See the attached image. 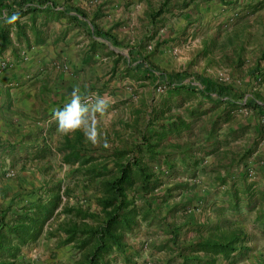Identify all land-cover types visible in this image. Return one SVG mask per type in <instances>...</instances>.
<instances>
[{"label": "crops", "instance_id": "crops-1", "mask_svg": "<svg viewBox=\"0 0 264 264\" xmlns=\"http://www.w3.org/2000/svg\"><path fill=\"white\" fill-rule=\"evenodd\" d=\"M49 3L47 7L23 15L18 20L20 28L14 25V20H0V38L3 36L1 26L5 25L10 40L3 48L0 45V177L10 169L30 174L29 170L33 169L59 168L65 173L52 181L63 184L65 180L76 179L71 171L78 167V164L62 163L63 154L70 152L66 149L68 144L81 140L80 151L87 156L128 148L119 145L116 139L128 138L135 144L141 136L152 137V111H160L162 98H166L163 94L159 100H152V87H156L152 72H149L152 63L168 74L184 71L198 74L190 71V63L172 72L173 60L163 58L166 57L165 51L170 53L175 44L182 50L193 47V42L199 44V33L195 32L201 29L203 20H235L238 9L243 10L252 2L243 7L235 0H49ZM160 8L164 12L153 17ZM165 61L170 66L169 71L162 68ZM256 85L264 87V82ZM77 86L82 96L99 95L109 102L108 114L99 124L101 142L105 136L107 138L106 148L86 142L83 132L70 136L57 132L52 114L69 102L70 94ZM261 94L264 97V91ZM189 107H196L195 98H186L183 107H172L170 113L188 119L185 109ZM222 110L202 113L192 133L184 135L187 136L184 138L191 139L184 141L186 146L193 152L197 149L193 153L196 157L201 149L206 148L207 132L215 120L218 122L217 132L206 144V149L217 147L216 141L220 142V147L205 159L222 157L228 153V146L248 135L249 124H232L235 112L229 122L222 123ZM238 155L235 158L234 153L229 159L226 172L215 165L205 166L210 176L196 177V184L200 188L209 185V188H202V196L199 192L195 194L197 201L210 199L216 207L217 200L224 201L220 200L223 192L217 190V196L210 193L218 185V176L226 178L227 186H233V183L241 186L245 180L256 192L264 194V160L256 163V159H264V145L256 150L248 146ZM186 157L190 161L193 155L188 153ZM205 159L195 168H204ZM161 169L165 168L161 166ZM250 170H255V176L260 177L252 179ZM33 180L35 185L50 181L43 171ZM38 189L35 188L30 195L32 201L39 195ZM191 195L188 199L195 198ZM262 204L264 206V201L257 202L258 206ZM159 228L152 236V222L141 225L128 237L126 251L114 264H126V260H129L128 264H168L166 260H159L164 252L162 248L152 247L166 246L171 237L165 228ZM145 242L150 244L147 251H144ZM25 263L31 264L22 256L18 264Z\"/></svg>", "mask_w": 264, "mask_h": 264}, {"label": "trees", "instance_id": "trees-1", "mask_svg": "<svg viewBox=\"0 0 264 264\" xmlns=\"http://www.w3.org/2000/svg\"><path fill=\"white\" fill-rule=\"evenodd\" d=\"M48 3L49 0H0V20H13L15 15L17 19L14 20V25L20 28L18 20L23 15L43 6L47 7ZM263 8L264 0H259L245 6L243 11L254 14ZM163 12L164 9L160 8L153 17ZM1 29L3 36L0 38V45L3 48L10 40L6 26H1ZM260 57L264 58V52ZM238 60L240 62L237 57V62ZM144 65L147 66V62ZM150 71L152 82L156 86H163L166 97L164 100L162 98L160 111H152V137L141 136L137 143L131 144L127 149L87 156L80 151L81 140L68 144L66 149L70 152L63 154L62 163L71 166L78 164L71 171V175L76 178L72 187L50 180L42 184L38 189L39 195L29 204L17 208L0 205V264H18L22 250L37 243L43 236L55 240L58 248H70L75 257L71 264L116 263L117 257L126 251L128 237L141 225H149L151 222L154 224L156 203L167 202L174 189H187V183H179L163 193L159 192L163 185L159 175L175 168L171 156H177L176 161L183 164L184 171L194 168V173L198 163L213 155L220 147V142L216 141L217 147L206 149V144L217 132L216 120L207 132L206 148L199 149L201 152L198 157L193 154L197 149L193 152L188 146H173L179 153H167V148L172 146V138L181 140L184 135H190L202 113H212L220 108H223L222 123L229 122L232 113H238L242 109L249 110L256 117H264V98L257 91L246 95L231 84L219 83L203 75L186 71L168 74L153 63ZM248 74L255 83L264 82V73L258 63ZM186 98L196 100V107L185 109L188 119L182 118L181 114L170 113L172 107H183ZM188 153L193 155L189 161L191 163L187 161ZM161 166L165 169H161ZM193 173L192 176L195 175ZM216 179L217 188H223L224 201L222 200L221 207L216 208L221 216L224 212H240L242 209L254 211L258 206L257 202L264 201V194L256 192L245 180L241 186L233 183L230 187L226 184V178L218 176ZM78 190L81 194L84 193L85 198L93 196V210L86 208L81 201L70 203ZM257 209L255 221L261 226V233L264 235L263 204ZM61 217L63 220L52 229L51 222L54 223ZM227 219L217 220L207 226H194L192 231L196 240L188 244H178L179 228L165 227L171 237L166 246L161 247V251L170 254L169 264L241 262L251 251L249 237L239 227L230 229ZM144 245L150 244L145 242ZM128 261L126 260V264Z\"/></svg>", "mask_w": 264, "mask_h": 264}, {"label": "rangeland", "instance_id": "rangeland-1", "mask_svg": "<svg viewBox=\"0 0 264 264\" xmlns=\"http://www.w3.org/2000/svg\"><path fill=\"white\" fill-rule=\"evenodd\" d=\"M235 1L240 3L243 7L244 4L259 0ZM195 33H199V44L193 42V47L189 46V48H184L183 50L181 49V46L175 44L171 47L170 53L168 50H166L165 53L163 52L166 56L163 57L164 59L166 58L168 61L173 60L172 64H174V67L171 65V69L174 70H171L172 72H177L183 66H187L190 63V66L188 67H191L190 71L193 73L202 74L218 81L219 83L231 84L234 87L241 89L242 93L246 95H250L251 91H257L263 97L261 92L264 91V87L256 85L257 83L250 79L248 73L257 63L259 64L260 70L264 73V58L262 59L260 57L261 53L264 52V8L254 14L245 13V11L240 8L238 9V17L235 20H203L201 29ZM196 36L197 35L194 37ZM237 57L240 58V62L239 60L237 62ZM166 62L167 61L163 63L165 67L162 68L169 71L170 66H168ZM163 94L164 89L162 86L152 87V100H159ZM232 122L234 126L243 125L245 123L249 124L248 130L250 129V131L248 135L239 140L236 144L234 143L233 145L228 146V153L223 154L222 157L219 156V158H216L215 160L207 158L210 161L205 159L203 165L204 168H198L194 173V168H189L184 171L183 164H178L176 161L178 160L177 156L176 158L175 155L171 156V161L175 164V168L169 173L166 172L159 175V178L163 183L159 192L163 193L167 188L177 186L179 183H187L188 185L186 190L174 189L167 202L163 204L156 203L154 208L156 217L154 219V224L152 225V236L157 232L155 229L158 227H160L159 230L162 227H170L171 229L179 228L178 244H188L196 240V235L194 231H192L194 226H207V224L215 223L217 220L228 218L227 220L230 223V229L234 228V226L239 227L249 237L248 245L250 246L251 251L247 257L242 259L238 264H264V235L261 233V226L255 221L258 210L255 209L250 212L242 209L240 212H224L221 216L216 210L217 207L212 205L210 199L207 201L196 200L195 194L199 192V196H202V192H200L202 188H209V185L200 188L196 184V177L208 175L205 166L214 167L213 165H215L216 167L218 166L220 171L224 169L226 172L229 170V159L234 157V153L236 154L235 158H238L240 150L248 146L255 147L256 150L257 148H262L264 145L263 118L256 117L247 109H242L236 114ZM184 137L181 140L172 138V146L167 148L166 152L170 154L179 153L175 150L176 147L173 146H186L184 141L191 139ZM116 141L119 145L124 144V146L128 148L132 144L129 142L128 138L125 140L116 139ZM259 159H256V163H260L264 160L262 157ZM238 162L239 161H237V163ZM224 166H226V168H224ZM230 169L233 168L230 167ZM41 170L51 181L60 179L61 173L64 172L59 168L50 170L40 169L39 171L33 169L29 170L30 174L21 170L16 172V169L7 170L5 175L0 177V205L3 207L11 205L13 208H17L32 202L30 195L33 194V190L35 188L38 189L39 185L40 187L42 186V183H39V185L33 183V179L39 172H42ZM67 171L69 172V170ZM209 172L211 171L209 170ZM250 172L252 173V179L253 177L256 178L258 176H255V170H250ZM24 173H26V175H22ZM192 173L195 175L192 176ZM7 174H11V176H8ZM41 176L40 178H42ZM71 181L73 180H70V182L69 180H65L63 185L72 187L73 183ZM217 190L220 193L223 192L221 188L219 189L215 187L214 190H210L211 195L216 194L217 196ZM190 193L193 194L191 196H195L194 199H188ZM83 194H81L79 190L76 191L70 199V203L73 204L76 200L78 202L81 201V204L86 208L93 210V196L88 195L85 198ZM221 196L223 197L222 193ZM222 197H220L221 201L223 200ZM216 203L218 204V207L222 206V202L217 200L215 204ZM172 208H175V211H172ZM61 220H63V217L57 221L55 220L56 222L54 223L52 221V229H55ZM221 230H223V227ZM152 247L157 250L161 249L160 246L156 245ZM146 249H149V246H146ZM22 256L28 259L31 264H71L75 259L70 248H58L56 246V241L49 240L46 236H43L37 243L25 247L22 250L20 258H22ZM160 256L159 260L169 261L170 254L167 252H163ZM32 259H35L33 263L31 262Z\"/></svg>", "mask_w": 264, "mask_h": 264}, {"label": "clouds", "instance_id": "clouds-1", "mask_svg": "<svg viewBox=\"0 0 264 264\" xmlns=\"http://www.w3.org/2000/svg\"><path fill=\"white\" fill-rule=\"evenodd\" d=\"M13 20L17 19L14 15ZM109 102L99 95L82 96L80 88L74 87L70 100L63 108L54 110L52 119L56 122L57 132L70 136L76 132H83L86 142L93 146L108 147L106 136L101 142L100 122L108 114Z\"/></svg>", "mask_w": 264, "mask_h": 264}, {"label": "built area", "instance_id": "built-area-1", "mask_svg": "<svg viewBox=\"0 0 264 264\" xmlns=\"http://www.w3.org/2000/svg\"><path fill=\"white\" fill-rule=\"evenodd\" d=\"M8 176H11V174H7ZM145 249H146V245H145Z\"/></svg>", "mask_w": 264, "mask_h": 264}]
</instances>
